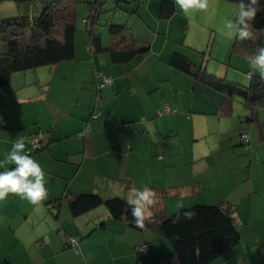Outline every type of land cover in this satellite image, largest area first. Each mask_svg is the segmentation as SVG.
Here are the masks:
<instances>
[{
  "label": "crops",
  "instance_id": "crops-1",
  "mask_svg": "<svg viewBox=\"0 0 264 264\" xmlns=\"http://www.w3.org/2000/svg\"><path fill=\"white\" fill-rule=\"evenodd\" d=\"M93 1H83L84 7ZM162 1L172 3L110 0V10L127 17L131 26L108 25L124 26L136 45L147 47L144 53L118 61L111 53L122 50L129 40L111 39L108 26L107 35L91 29L101 47L112 52L93 51L87 31V35L76 31L71 60L12 73L8 86L0 88V171L15 167L3 163L4 154L17 136H23L25 151L45 173L48 192L37 204L15 194L0 201V264H139L138 248L143 245L150 250L142 264H180L158 225L161 219L196 204L233 206L239 242L212 264H264L260 254L264 249V111L245 122L248 110L241 104L235 108L240 118L236 122L232 103L229 113L223 97L218 101L215 96L213 106H209L210 98L198 100L194 83L203 84L172 68L169 60L181 55L205 71L206 55L192 49L191 39L185 42L190 21L185 12L172 3L174 10L165 17ZM28 10L25 3L0 0V17ZM203 34L197 30L191 38L204 39ZM254 74L247 71L249 77L242 80ZM100 75L108 76L111 83L97 88ZM164 105L175 113L157 117ZM94 113L99 116L92 118ZM196 115L209 118L201 120ZM210 120L217 127H231L220 130L224 138L218 144H201L199 136L210 134ZM241 134L248 135L246 148L239 140ZM36 135H40L39 148L32 144ZM189 138L202 145L203 153H210L198 160L210 162L183 163L185 153L194 158ZM235 146L243 148L235 150ZM223 161H230L224 165L232 179L228 192L233 195L214 202L228 192L219 193L205 181L209 168ZM181 169L187 173H179ZM132 187H148L154 193L140 229L131 227L124 216L111 218L102 205L76 218L70 215L69 201L77 195L125 201ZM67 238L75 244L67 245Z\"/></svg>",
  "mask_w": 264,
  "mask_h": 264
},
{
  "label": "trees",
  "instance_id": "trees-1",
  "mask_svg": "<svg viewBox=\"0 0 264 264\" xmlns=\"http://www.w3.org/2000/svg\"><path fill=\"white\" fill-rule=\"evenodd\" d=\"M104 1L94 0L87 3L90 14L82 23L84 30L89 34L93 51L112 52L110 48L101 47L99 36L91 31L93 25L106 23V20L100 17L103 12L100 8ZM227 1L237 5L240 3V0ZM15 2L19 6L25 3L30 10L0 17V88L8 86L12 73L52 66L73 58L76 8L83 4L82 0ZM256 7L258 11L248 26L252 36L244 40L234 36L232 41L231 52L245 59H248L258 45L264 44V0H259ZM173 10L171 2H161V13L165 17ZM126 30L124 26L108 25L111 39L118 38L125 43L130 41L122 50L111 53L118 61H127L147 49L136 45L133 36ZM169 65L219 92L229 113L231 103L239 100L248 110L245 122L254 121L257 113L264 111V78L260 75H250L249 83L242 86L208 75L181 55L171 56ZM243 146L246 148V145ZM101 205L113 219L124 216L128 224L136 229L144 225V219L139 225L134 223L129 207L119 197L103 199L96 194L77 195L69 201L70 215L76 218ZM233 213V206L229 204H196L161 219L158 231L168 242L180 264H212L239 242ZM142 259L143 257L140 259L141 264Z\"/></svg>",
  "mask_w": 264,
  "mask_h": 264
},
{
  "label": "rangeland",
  "instance_id": "rangeland-1",
  "mask_svg": "<svg viewBox=\"0 0 264 264\" xmlns=\"http://www.w3.org/2000/svg\"><path fill=\"white\" fill-rule=\"evenodd\" d=\"M82 1L85 2V0H82ZM90 1H93V0H90ZM211 2H216V3L214 4ZM111 5L112 3L110 2V0L104 1V3L102 4L100 9L103 12L100 17L105 19L106 23L102 25H93L92 29L94 32L103 33L104 35H107V26L109 22L131 26L130 24L131 21H128L127 17H125L123 14L119 12L114 13L113 11L110 10ZM207 5L208 6L206 9H203V10L190 9L187 13H185V16L190 19L189 28L186 30V37H185L186 41L185 42L187 43V41L188 40L190 41L191 39V41H193L191 43L195 45L193 46L194 48L192 49L205 53L206 59L204 62V66H205V71L207 73L217 75L216 78L219 80L228 81L234 84L245 86L249 83V80H245L244 78V81H243L242 78L243 76H245L246 78L249 77L247 75V71H252L250 67L248 70H246L245 68V64H248V59H243L242 57H238L237 55H235L234 53L230 51L234 36L231 39H229L228 37L224 35V32H223V24L225 20L229 18L234 19L233 14L239 5H237L234 2L227 1V0H217V1L207 0ZM89 14L90 12L88 11L87 8L84 7V4L77 6L76 8V31H77L76 34L77 35L78 34L87 35V33L84 31V24L82 23V20L87 19ZM172 29H173L172 30L173 32L171 33V35L175 33V28L173 27ZM197 30H201V32L202 31L204 32L203 34L204 39L198 38L196 40H192L191 37H194L193 34L194 32H197ZM208 33L210 35H209L208 40H206L205 35H207ZM195 59L197 60V65H199L200 61L198 60V58H195ZM255 75H259V73ZM194 84L197 90L195 94L198 97V100H200L201 102H203V99L210 98V100H208L210 103L209 106H213L215 105V96L218 98V101L221 100L222 95L219 92L211 89L210 87L209 88L204 87L203 85L199 83H194ZM218 101L216 100V103ZM165 106H168V105H164L161 108H164ZM199 106L202 107V105H199ZM232 106H233V110L235 111L233 112L232 116H236L234 119L236 120V122L237 121L239 122L240 120L238 116L239 114H237L235 108L240 109L241 103L239 100L238 101L235 100L232 102ZM170 109L172 110L171 107ZM173 113H175V110ZM170 114L172 113L165 114V115H159L157 117H164ZM196 118L198 119L202 118L201 120H203V118L208 119L209 117H206V116L202 117V116L196 115ZM230 118H233V117H230ZM212 119L216 120V117H213ZM140 121H142V119ZM217 126H218L217 123H214V121L210 120V128L208 129V131H210V134L206 136L205 138H202L203 136L200 135L199 142L203 144L206 141H208L211 144H218V141L224 138L223 134H220V132L230 129L231 125H222L219 127ZM184 130H188V129L184 128ZM225 137H227V135H225ZM171 140H174V139H171ZM189 140L191 143L190 150H192V148L194 149L193 151L194 158H192L190 154L185 153L183 157L184 160L182 159L183 163L185 165H189L190 163L195 161L194 163L200 166V165H204L205 163L210 162L211 161L210 159L198 160V157L200 155L207 154V156H209L210 153H203L202 145L194 143L190 138ZM233 148L237 150V149L243 148V146L241 147L235 146ZM190 153H192V151H190ZM227 153L230 154L229 152ZM228 154L223 155L222 158L225 159L228 156ZM219 162L220 161H218L217 163ZM228 162L230 161H223L221 162L222 164L216 165L215 169L209 168L208 170L210 176H208L209 178L208 180L205 181V183L214 185V187L216 188L217 191H219V193H222L221 190L228 192L229 184L227 183H230L232 181L231 178H228L227 176L228 173L225 172L226 170L225 166L228 164ZM224 163H227V164L224 165ZM246 170L247 168H245V171ZM180 172L184 174L187 173V172H184V170L182 169L179 171V173ZM183 178L187 179V176H184ZM170 179L172 180L175 179L174 173H170ZM226 192H223V193H226ZM232 195H233V192H228L227 196L224 194H219L218 200H213V201L216 202V201L224 199L225 197H229Z\"/></svg>",
  "mask_w": 264,
  "mask_h": 264
},
{
  "label": "clouds",
  "instance_id": "clouds-1",
  "mask_svg": "<svg viewBox=\"0 0 264 264\" xmlns=\"http://www.w3.org/2000/svg\"><path fill=\"white\" fill-rule=\"evenodd\" d=\"M174 6L187 13L190 9L203 10L207 8V0H172ZM259 0H240L238 8L234 12V19L229 18L223 24V32L231 39H249L252 33L249 31L251 21L258 8ZM249 67L264 78V44L258 45L248 57ZM10 162L15 167H4L0 171V201L6 199L9 194H15L21 199H26L32 204L44 200L48 194L45 187V173L40 163L25 151L23 136H17L11 149L4 154V164ZM154 193L148 187H132L125 199L129 207L134 223L141 224L148 205L153 204Z\"/></svg>",
  "mask_w": 264,
  "mask_h": 264
},
{
  "label": "built area",
  "instance_id": "built-area-1",
  "mask_svg": "<svg viewBox=\"0 0 264 264\" xmlns=\"http://www.w3.org/2000/svg\"><path fill=\"white\" fill-rule=\"evenodd\" d=\"M110 83H111V79L108 76L100 75L99 81L97 84V88L105 87V86L109 85ZM173 112H174V110H171L168 106H165L164 108H162L158 112V116L173 113ZM98 116H99V113H94L92 115V118H97ZM239 140H241L243 142V144L246 145L248 142V135L247 134H241L239 136ZM32 144L35 148L40 147V135H36L32 138ZM66 243L69 246H73L75 244V240L67 238ZM148 251H149V246H147V245H143V246H140L138 248V252L141 254L142 257H144L148 253ZM260 254L262 257H264V249H261ZM138 263L141 264V260H139Z\"/></svg>",
  "mask_w": 264,
  "mask_h": 264
}]
</instances>
